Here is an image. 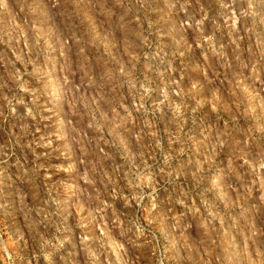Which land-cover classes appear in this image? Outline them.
<instances>
[{"label": "clouds", "instance_id": "9594fccd", "mask_svg": "<svg viewBox=\"0 0 264 264\" xmlns=\"http://www.w3.org/2000/svg\"><path fill=\"white\" fill-rule=\"evenodd\" d=\"M0 264H264V0H0Z\"/></svg>", "mask_w": 264, "mask_h": 264}]
</instances>
